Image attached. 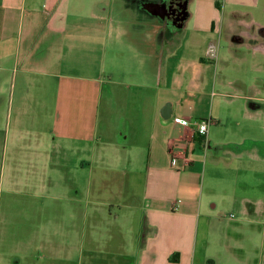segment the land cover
Here are the masks:
<instances>
[{
  "label": "crops",
  "instance_id": "0c3cea01",
  "mask_svg": "<svg viewBox=\"0 0 264 264\" xmlns=\"http://www.w3.org/2000/svg\"><path fill=\"white\" fill-rule=\"evenodd\" d=\"M242 1L249 8L259 4V0ZM70 3L0 0V190L6 185L1 143L7 118L10 124L14 117L18 127L27 116L37 123L46 113L54 142H59L64 155L70 156L73 149L77 157L74 164L65 157L67 162L60 167L68 181L37 185L47 190L40 195L46 202L42 208L30 217L10 215L3 220L0 264H198L202 220H222L226 211L233 210L255 228L264 214V80H248L241 69L229 66H244L243 46L253 48L255 57L264 56V24L244 19L237 9L229 11L224 21L226 9L223 15L218 0H188L181 26L168 32L166 21L146 14L132 20L128 34L113 18L117 0H97L91 19L73 25L67 24ZM125 4L136 11L135 3ZM149 6L140 8L147 11ZM188 19L192 24H186ZM225 31L226 38L231 33L230 47L223 54ZM71 34L81 36V46L88 48H82L85 57L77 71L63 72L59 68L65 54L71 56L76 46L68 39ZM126 36L135 43L129 68L120 49L122 58L113 57L112 70H98L97 58L101 61L98 55L108 40L124 38V44ZM212 44L217 60L207 58ZM86 57L95 65L87 64ZM102 73L113 80H103ZM18 74L22 102L15 104ZM37 75L51 79L45 87L54 83L51 107L44 100L31 101ZM105 86L111 87L110 100L115 98L119 105H111L112 111L118 110L112 113L117 117L106 121L103 131ZM176 118L187 120L188 126L177 124ZM203 121L209 123L205 136L198 132ZM41 136L37 135L38 141ZM109 146L115 202L95 200L92 195L108 183L98 184L91 176L87 180L86 174H91L95 154ZM3 151L6 154L5 147ZM100 155L103 160L107 157ZM55 166L46 165L50 171ZM7 184L9 194L18 198V184ZM125 191L134 204L122 203ZM116 207L136 212L114 217ZM127 222L130 229L124 228ZM225 233L228 238L244 237L239 228H227Z\"/></svg>",
  "mask_w": 264,
  "mask_h": 264
},
{
  "label": "rangeland",
  "instance_id": "374dc122",
  "mask_svg": "<svg viewBox=\"0 0 264 264\" xmlns=\"http://www.w3.org/2000/svg\"><path fill=\"white\" fill-rule=\"evenodd\" d=\"M122 1L124 4H122ZM131 4V2L135 3L134 10L132 11L127 8L125 4ZM117 0V9L118 12L114 14V21L120 22L124 27L127 28L128 34L131 30L132 20H139L141 18L147 17L146 14H151L149 10H141L140 6L142 7L146 3H156L161 2V0ZM223 5L222 13L224 15L226 9V15L224 21L228 20L229 11L237 9L244 13L243 18L248 21H254L259 24H264V0H259V4L257 7L249 8L246 7L242 0H229V4H226L227 1L225 0H218ZM231 1V2H230ZM240 5V6H239ZM97 0H71L69 9V18L67 19V24L73 25L76 22H83L89 21L91 19V11L96 9ZM139 7V8H138ZM145 7V6H144ZM144 11V12H143ZM133 12V13H132ZM143 13V14H142ZM150 18L154 19V16L157 15L151 14ZM145 16V17H144ZM155 17V18H156ZM139 18V19H137ZM159 21L165 23L163 18L158 17ZM192 24V20L188 19L186 24ZM133 26V25H132ZM255 30L259 32L258 27L256 25ZM238 28V26H237ZM166 31H170L173 29L166 23ZM136 32V30H133ZM254 31V30H253ZM75 32V31H73ZM229 37L226 38V31L224 34V44H223V54L225 47L226 49L229 46ZM71 37H68L70 41H74L76 46L72 47L74 53L72 52L71 56H68L66 52L64 61L62 62L64 65L59 68L60 71L65 72L68 69H72L73 72L77 71L78 67L82 64L83 57V50L87 47L81 46L80 37L74 34H71ZM182 37V36H181ZM111 40V41H110ZM108 40V45L102 48L100 56V60L98 62L97 58V68L98 70L101 69V72H106L108 70H112V60L113 57L115 58H122L119 55V50H123L124 52V63H126V68H129V59L132 56V48L135 43L129 36L125 37V43L122 44L121 41L116 40L114 37ZM80 41V44H79ZM264 41V38H262ZM169 42V41H168ZM251 46L255 44V42L248 41ZM167 49L169 45H167ZM66 50H69L66 46ZM230 47V46H229ZM88 48V47H87ZM72 50V49H70ZM241 51L243 52L245 58L247 59L244 66L239 67L236 63H231L229 66V70H237L241 69L243 71V75L248 80H252L254 78H262L264 80V56L258 54L255 57V51L253 48H249L247 46L241 47ZM69 52V51H68ZM89 54V53H87ZM222 54V55H223ZM86 55V54H85ZM83 57V58H82ZM69 58V59H67ZM102 58V59H101ZM227 58V56H226ZM85 62L87 64L95 65L94 61L90 60L89 57H86ZM100 65V66H98ZM103 65V70H102ZM105 75V76H104ZM103 80L110 79L113 80V77L109 73H102ZM51 82L49 77L37 75L34 81V85L32 87V96L33 98L31 101H40L44 100L48 107H51L53 102L55 101L56 91L54 88V83H51L49 87H45V82ZM53 84V85H52ZM111 89V87H110ZM105 86L103 89V108H102V123L100 124L103 127V131L106 129V121L116 119V115H113L114 112L111 110V105L118 104L117 100L113 97H109V91ZM9 96L10 93H9ZM43 96V97H42ZM264 97V95H262ZM22 102V77L21 74H18V91L16 90V94L14 95V103ZM106 104H108V109ZM119 105V104H118ZM122 113V111H120ZM113 113V114H112ZM50 114V113H49ZM15 118L12 117V121L9 124L8 118L6 119L5 125L3 127V137L1 146V156L4 157L5 167H6V175H5V189L0 190V201H1V209H0V229L3 226V220H7L10 215H17L18 217L22 218L25 216H32L34 212H37L38 209L42 208L41 205H45V200L40 197L43 192L40 190L39 184L45 183L48 181H56V182H65L68 181V176L63 171L62 167L66 161L67 157L70 162L73 164L76 162L77 157L73 153V149L69 151L70 156L64 155L63 150L60 147L58 141L54 142V137L52 135V121L50 122L49 116L45 117L41 116V122L37 121L32 123V120L23 119L18 123V127L15 126L14 122ZM18 130V131H17ZM42 135V139L38 141L37 135ZM8 135V137H7ZM13 137L15 138V142H13ZM5 138V140H3ZM6 138L7 146H6ZM41 142V143H39ZM52 142L54 143L53 146ZM6 149V154L3 151V148ZM18 148V150H15ZM112 146H109L108 149L102 148L100 149V153L106 154L105 160L101 158L100 153H96V158L93 159L92 163V170L91 174H87V180H90V176L92 180H96L98 184H106L104 189H101V192H96L92 195L95 200L97 198H101L104 200L115 199L111 192V187L116 183V175L113 172V159L111 155ZM47 151V152H46ZM1 160V158H0ZM55 164V168L53 171H50L46 165ZM66 164V163H65ZM103 164V166L101 165ZM110 166V167H109ZM46 169V170H45ZM2 170V165L0 166V172ZM1 176V175H0ZM17 183L18 184V198L12 197L9 194V186L7 183ZM264 190V189H263ZM258 191V190H257ZM48 192H52L51 190ZM125 196L121 197L122 203L124 200L135 203V199L132 197L131 194H127L125 191ZM112 202H115L112 200ZM114 204V203H113ZM47 206L44 207L46 209ZM111 208V207H110ZM136 211L126 209L122 207H116L112 214L113 216H131ZM109 214V213H108ZM234 214L235 218L233 220L229 219V215ZM226 218L222 220H202L200 228H199V237H198V248H197V263L200 264H256L255 261H259L258 264H264V214L260 216L258 219L259 223L254 228L248 222H245L244 219L239 215L237 211L228 210L226 211ZM121 219V218H120ZM214 221V222H213ZM241 224V226H239ZM21 225V223H18ZM130 222L125 223V229H130ZM239 228L244 237L241 238H228L227 228ZM22 231L26 230L21 228ZM254 229H256L254 231ZM231 248H227V247ZM259 249V250H258ZM234 250L242 251L235 253ZM234 254V255H233ZM240 256V257H239Z\"/></svg>",
  "mask_w": 264,
  "mask_h": 264
},
{
  "label": "flooded vegetation",
  "instance_id": "af4514ba",
  "mask_svg": "<svg viewBox=\"0 0 264 264\" xmlns=\"http://www.w3.org/2000/svg\"><path fill=\"white\" fill-rule=\"evenodd\" d=\"M185 2H188V0H161V2H156L153 4L161 7H166V16L163 19L170 27H176L180 23V18L183 17L182 12L184 10ZM148 4L152 5V3ZM150 13L153 14L152 12ZM157 17L160 16L157 15Z\"/></svg>",
  "mask_w": 264,
  "mask_h": 264
},
{
  "label": "built area",
  "instance_id": "2783aa9c",
  "mask_svg": "<svg viewBox=\"0 0 264 264\" xmlns=\"http://www.w3.org/2000/svg\"><path fill=\"white\" fill-rule=\"evenodd\" d=\"M217 47L212 44L209 46L208 51H207V58H209L210 60H217ZM175 122L181 126H188V121L183 119V118H176ZM208 127H209V123H207L206 121H203L199 124L198 126V132L201 136H205L208 132ZM177 165V159H173L172 160V166H176ZM232 218H234V215L231 216Z\"/></svg>",
  "mask_w": 264,
  "mask_h": 264
},
{
  "label": "water",
  "instance_id": "95a60500",
  "mask_svg": "<svg viewBox=\"0 0 264 264\" xmlns=\"http://www.w3.org/2000/svg\"><path fill=\"white\" fill-rule=\"evenodd\" d=\"M150 12H152L154 15H158L162 18H164L166 16V10L167 8L164 6H157V5H151L147 8ZM183 17L180 18V23L177 26H181L183 21L186 19L188 13H187V2H185L184 4V10L182 12Z\"/></svg>",
  "mask_w": 264,
  "mask_h": 264
}]
</instances>
